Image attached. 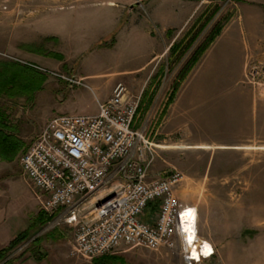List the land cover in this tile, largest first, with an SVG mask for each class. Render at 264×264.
<instances>
[{
  "label": "rangeland",
  "instance_id": "1",
  "mask_svg": "<svg viewBox=\"0 0 264 264\" xmlns=\"http://www.w3.org/2000/svg\"><path fill=\"white\" fill-rule=\"evenodd\" d=\"M91 1L99 0L86 2ZM32 2L53 1L0 0V4L7 6L6 11L0 10V70L10 65L31 70L28 81L41 83L31 100L26 96L11 99L0 96V115L6 117L4 122L11 127L7 133L20 139L26 147L53 117L86 112L84 105L94 100L89 86L93 83L80 79L75 67L78 65L79 71L87 72L95 68L93 64L102 65L93 52L67 61L60 54L62 44L55 38L25 32V28L30 30L29 21L38 18L40 13L32 10ZM262 2L178 0V9L186 7L187 12L192 9L188 24L169 30L150 28L151 36L160 39L162 45L165 43L167 50L142 73L126 76L118 82L127 87L131 98H140L134 127L144 129L157 154L149 172V177L153 176L150 179L173 172L182 178L176 196L181 204L195 209L198 238L209 242L215 252L205 264H264V113L261 112L264 87L252 84L250 76V68L258 65L262 84L264 64L248 58L239 76L229 68L219 73H205L202 78L210 83L209 90H197L192 96L189 87L186 88L190 73L183 81H178V74L214 29L224 28L234 17L241 3L258 7ZM133 4H136L133 10L147 15L148 6H144L143 0ZM88 9L96 12V16L104 12L100 7ZM192 36L197 37L180 59L176 58L177 53L171 54V46L183 48ZM26 46L40 51L37 54L52 67L16 56ZM29 54L37 55L36 52ZM111 58L108 56L103 61L107 63ZM68 79L81 81L84 86H70ZM236 79L241 80L234 90ZM173 89L176 90L174 95ZM96 93L101 96L100 90ZM108 93L111 94V90ZM177 100L186 118H167L169 106ZM24 150L13 162L0 160V249L6 248L19 234H27L26 240L10 250L0 264L7 261L11 264H184L177 253L143 248L122 250L94 260L73 256L74 226L59 219L60 213L41 225L34 221L42 208L39 194L19 167ZM113 183L108 184L106 190ZM98 196H94L90 204ZM91 211H81L80 217H92ZM146 218L148 214L143 216Z\"/></svg>",
  "mask_w": 264,
  "mask_h": 264
},
{
  "label": "built area",
  "instance_id": "2",
  "mask_svg": "<svg viewBox=\"0 0 264 264\" xmlns=\"http://www.w3.org/2000/svg\"><path fill=\"white\" fill-rule=\"evenodd\" d=\"M0 10L7 6L0 4ZM250 69L251 83L264 87L258 65ZM139 107L140 98H131L118 83L110 98L97 104V114L53 117L21 154V173L39 194L42 211L60 213L59 219L74 226L73 256L94 260L143 248L177 253L184 264H205L215 252L198 238L196 211L192 237L187 231L186 212L193 208L176 196L180 174L149 178L157 154L144 129L134 127ZM85 209L92 217H80ZM205 244L208 254L202 252Z\"/></svg>",
  "mask_w": 264,
  "mask_h": 264
},
{
  "label": "crops",
  "instance_id": "3",
  "mask_svg": "<svg viewBox=\"0 0 264 264\" xmlns=\"http://www.w3.org/2000/svg\"><path fill=\"white\" fill-rule=\"evenodd\" d=\"M52 1L32 2V10L40 13L37 15L38 18L29 21L27 27L30 30L25 28L24 31L32 35L55 38L62 44L60 54L64 59L67 58V61L69 58H83L92 52L96 53L98 62L102 63L101 66L97 67L99 64H93L95 68H90L87 72L79 71L78 65L75 67L80 79L90 84L95 83V85H89L94 100L84 105L83 110L87 109L86 112H81L84 115L97 114V104L106 102L110 98L111 94L108 91L111 90L112 93L119 80L142 73L154 59L167 50L165 43L162 45L160 39L151 36L150 28L157 26V28L169 30L173 27H183L192 17V9L188 12L185 10L186 7L178 9V0H143L144 6H148L147 15L139 14L130 8L137 0H122L121 3L115 0ZM262 6L264 7V0ZM262 6L253 7L249 3H241L237 7L234 17L221 29L219 35L191 70L190 77L188 76L191 80L188 83L189 86H186L192 92L190 96L197 90H209L210 83L204 81V77L202 78L205 73L210 71L219 73L221 69L229 68L233 70V74L239 76L248 58L261 60L264 64V8ZM89 7H100L104 12L96 16V12L91 13ZM106 41L110 42L108 45H103ZM31 52L41 53L26 46L19 50L16 56L22 59H33L31 62H40L52 67V64L43 59V56L30 55ZM108 56L112 58L106 63L103 58L106 59ZM31 64L37 66L34 63L28 65L33 66ZM240 80H235L234 90L238 88ZM99 90L101 96L96 93ZM179 103L177 100L169 106L167 118H186ZM262 108L261 112L264 113ZM151 177H153L152 174L149 178Z\"/></svg>",
  "mask_w": 264,
  "mask_h": 264
},
{
  "label": "trees",
  "instance_id": "4",
  "mask_svg": "<svg viewBox=\"0 0 264 264\" xmlns=\"http://www.w3.org/2000/svg\"><path fill=\"white\" fill-rule=\"evenodd\" d=\"M221 27H216L212 34L200 45L197 50L194 51L192 56L184 64L182 69L178 74V81H183L186 76L191 72L196 63L199 61L201 56L205 53L210 44L214 39L219 35ZM197 36H192L187 42L186 46L179 48L177 45H173L170 48L171 54H176V58L180 59L184 52L189 48V46L195 41ZM60 56H58L59 58ZM61 58V57H60ZM32 71H25L19 69L18 66L10 65L7 69L0 70V96H7L10 99L13 97H24L28 100L33 98L34 93L40 89L41 83L31 82L29 75ZM176 93V90H172V95ZM173 98V97H172ZM171 100V99H170ZM5 116L0 115V160L5 162H13L17 155L26 149V145L20 139L15 137L13 134H8L11 127L6 125L4 122ZM155 204H152L149 209H154ZM55 214L49 215L44 211L38 213L34 218L35 223L44 224L50 221ZM27 234L21 233L13 240L10 241L6 248L0 249V262L4 260L10 250L15 248L18 244L26 240ZM4 264H11L10 261L5 262Z\"/></svg>",
  "mask_w": 264,
  "mask_h": 264
},
{
  "label": "bare ground",
  "instance_id": "5",
  "mask_svg": "<svg viewBox=\"0 0 264 264\" xmlns=\"http://www.w3.org/2000/svg\"><path fill=\"white\" fill-rule=\"evenodd\" d=\"M194 219H195V210L194 209L187 210L185 222H186L187 231L189 232V234H191V237L193 234ZM209 251H210L209 246L205 244L202 249L203 254H208Z\"/></svg>",
  "mask_w": 264,
  "mask_h": 264
},
{
  "label": "water",
  "instance_id": "6",
  "mask_svg": "<svg viewBox=\"0 0 264 264\" xmlns=\"http://www.w3.org/2000/svg\"><path fill=\"white\" fill-rule=\"evenodd\" d=\"M134 5H136V4L131 5L130 8H133ZM112 197H113V195H110V196H108L105 200H108V199H110V198H112Z\"/></svg>",
  "mask_w": 264,
  "mask_h": 264
}]
</instances>
